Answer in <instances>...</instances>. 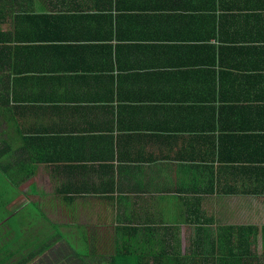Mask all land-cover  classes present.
<instances>
[{
	"label": "crops",
	"instance_id": "1",
	"mask_svg": "<svg viewBox=\"0 0 264 264\" xmlns=\"http://www.w3.org/2000/svg\"><path fill=\"white\" fill-rule=\"evenodd\" d=\"M0 3L22 7L1 17L22 43L0 132L25 163L22 229L52 234L31 264L151 263L198 228L252 227L264 254V0Z\"/></svg>",
	"mask_w": 264,
	"mask_h": 264
},
{
	"label": "trees",
	"instance_id": "2",
	"mask_svg": "<svg viewBox=\"0 0 264 264\" xmlns=\"http://www.w3.org/2000/svg\"><path fill=\"white\" fill-rule=\"evenodd\" d=\"M21 11L22 7L18 4L0 3V25L3 13L14 15L13 19L16 22ZM19 43H22V40L16 33L9 35L0 32V117L4 113H9L14 117L19 109L17 100L12 96L13 88L17 87L16 82L7 79L4 85L1 75L2 59L6 58L9 62V50L13 48L12 45ZM15 120L17 122V119ZM17 136L18 133L10 136L0 132V244L3 241L7 242L5 246H0V264H31L40 253L52 247L51 240H39L40 237L52 236L44 230V225L35 239L26 236V230L22 229V226L31 225L33 222L30 220L31 214L28 211L22 212V209H18L11 212L7 209L14 200L17 189L21 187L22 181L27 180L25 177L22 178L21 171H19L25 163L19 160L21 159L19 149L13 144V139L18 138ZM3 197H5L4 200ZM121 230L129 232L126 228ZM165 231L169 232L171 237L176 235L170 229H165ZM7 235L12 239H7L9 238L6 237ZM257 235L258 230L252 227L227 228L226 234L222 235L224 243H218V237H212L208 230L198 228L195 232V240L186 244L181 251L178 248L179 244H157V255L153 261L148 263L141 260V264H264V254L259 255L251 243ZM262 236H264V230ZM68 247L77 252L73 245L68 244ZM167 252H170L171 256L166 254ZM76 255L82 259L83 250L80 249Z\"/></svg>",
	"mask_w": 264,
	"mask_h": 264
},
{
	"label": "rangeland",
	"instance_id": "3",
	"mask_svg": "<svg viewBox=\"0 0 264 264\" xmlns=\"http://www.w3.org/2000/svg\"><path fill=\"white\" fill-rule=\"evenodd\" d=\"M18 191H19V189H18ZM4 198L5 197H3V200H4ZM0 200H1V196H0ZM37 200H38V198H37ZM24 197H22L21 195H18V192H16V194H15V196H14V200L11 202V204L7 207V209L9 210V211H11V212H15L16 210H18L19 208H21L22 207V205L24 204ZM31 210V212L33 213V215H36V210H34L33 208H31L30 209ZM10 231V230H9ZM2 233H3V231H2ZM11 233H13L12 231H11ZM6 237H9V238H7V239H12V237L11 236H6ZM5 244H7V242H5V241H3V243H1L0 244V246H2V245H4L5 246ZM256 247H257V245H255ZM13 261H15V259H13Z\"/></svg>",
	"mask_w": 264,
	"mask_h": 264
}]
</instances>
